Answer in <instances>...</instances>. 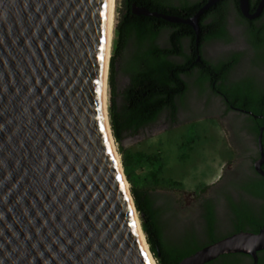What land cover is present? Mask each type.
<instances>
[{
	"label": "water",
	"instance_id": "water-1",
	"mask_svg": "<svg viewBox=\"0 0 264 264\" xmlns=\"http://www.w3.org/2000/svg\"><path fill=\"white\" fill-rule=\"evenodd\" d=\"M216 1L186 18L135 3L132 11L188 24L196 40L200 14ZM238 3L249 18L264 7ZM107 10V0H0V264H151L102 107ZM261 131L254 168L264 177ZM262 249L264 220L178 264L224 252L256 264Z\"/></svg>",
	"mask_w": 264,
	"mask_h": 264
},
{
	"label": "trees",
	"instance_id": "trees-1",
	"mask_svg": "<svg viewBox=\"0 0 264 264\" xmlns=\"http://www.w3.org/2000/svg\"><path fill=\"white\" fill-rule=\"evenodd\" d=\"M206 1L120 0L117 15L115 9L114 37L108 62L107 116L111 134L121 154L125 176L131 184V196L140 218L141 229L157 264H178L184 257L200 248L202 243L197 244L195 240L185 241L186 243L172 242L162 235L165 222L162 215L167 207L162 203L166 197L161 202L158 196L155 197L145 187L148 177L157 181L156 176L162 168L159 153L139 150L129 152L122 144V139L137 134L163 110L173 118L178 102H183L188 89L182 75L190 74L192 68L199 63L195 61V55L200 40L225 36L224 9L227 2L217 0L203 10L198 19L199 31L196 40L194 31L188 24L169 22L160 16L135 13L132 11V4L186 18L194 15ZM253 1L256 4L258 0ZM234 2L236 4L238 0ZM235 7L239 8L237 4ZM251 39L254 46L264 42L261 31L252 33ZM184 42L187 47L183 49ZM173 56H181L182 62L171 59ZM205 64H209L217 74L202 70L198 72L197 83L205 80L215 82L223 78L229 62H225L224 67L222 60L215 64ZM119 75L120 84L117 82ZM200 86L203 88V85ZM210 86L219 87L230 102L251 110L253 115H259L251 120L255 125L249 129L256 136L258 128L262 127L260 140L264 153V94L254 93L240 82ZM262 169L264 170V162ZM173 183L178 185V182ZM245 188L255 196L264 197V177L260 175ZM159 200L161 204L155 207L154 203ZM206 217L207 235L212 240L214 237H211L210 213ZM263 220L264 216L258 221V227L246 231L256 232ZM242 227L239 222L237 231H245ZM221 258L223 261L218 264H234L239 256L236 253H225Z\"/></svg>",
	"mask_w": 264,
	"mask_h": 264
},
{
	"label": "flooded vegetation",
	"instance_id": "flooded-vegetation-1",
	"mask_svg": "<svg viewBox=\"0 0 264 264\" xmlns=\"http://www.w3.org/2000/svg\"><path fill=\"white\" fill-rule=\"evenodd\" d=\"M224 1L227 2L224 9L225 36L200 40L195 55V61L199 63L192 68L190 74L182 75L188 84L183 102H178L173 118L163 110L150 124L160 120L175 124L176 116L190 112L185 108L187 104L189 107L187 97L190 92L192 96L202 95L198 102L203 107L213 108L212 110L216 111L218 117L225 122L228 136L238 150L240 158L231 166L229 172L221 174L207 186L204 193L192 194L189 197L193 200L191 211L182 220L177 221L174 218L175 202L170 197L164 198L165 201L162 204L167 207L163 212L166 216L162 235L172 242L186 243L195 240L197 244L202 243L201 246H203L237 231L236 226L239 222L242 223L245 231L256 228L258 221L264 216V197L255 196L245 188L260 176L254 168V163L258 159L256 136L249 129L255 125L251 120L259 115H253L251 110L230 102L219 87L210 86L240 82L252 92L264 94V42L254 46L251 39L252 33L261 31L264 41V7L257 17L249 18L242 14L240 8L235 7L236 4L239 7L238 2L235 4L234 0ZM258 2L259 0L254 4L253 0H249L250 13L254 12ZM186 47L184 42L183 49ZM186 52L189 53V51ZM171 59L182 62L181 56H173ZM219 60L224 61L223 67L225 62H229L224 77L215 82L205 80L203 83H197L198 72L202 70L217 74L205 62L215 64ZM200 85H203V88ZM209 187L211 192L206 193ZM207 213L211 216V237H214L212 240L207 235ZM225 253H236L239 256L238 261L233 262L234 264L253 263V258L248 254L224 252L202 264H218L223 261L221 256ZM256 254V264H264V249Z\"/></svg>",
	"mask_w": 264,
	"mask_h": 264
},
{
	"label": "rangeland",
	"instance_id": "rangeland-1",
	"mask_svg": "<svg viewBox=\"0 0 264 264\" xmlns=\"http://www.w3.org/2000/svg\"><path fill=\"white\" fill-rule=\"evenodd\" d=\"M119 1L113 0L114 15L115 9L117 15ZM120 81L119 75L117 82L120 84ZM107 95L109 98V83ZM201 97L202 95L192 96L190 92L187 97L189 107L188 104L185 107L190 112L176 116L175 124L160 120L146 125L137 134L122 139V144L129 152L139 150L159 153L162 168L156 176L157 181L148 177L145 187L155 197L158 196L161 202L164 197H170L175 202L174 218L177 221L191 211L193 200L189 197L204 193L207 186L221 174L229 172L231 166L240 158L228 136L225 122L213 108L201 106ZM113 143L118 159L122 162L114 138ZM122 171L124 173L123 167ZM125 179L130 189L131 184ZM173 182H178V185ZM205 192H211L210 187ZM160 200L154 203L155 207L161 204ZM136 214L140 222L138 212ZM165 216L163 213V221ZM154 260L157 264L155 258Z\"/></svg>",
	"mask_w": 264,
	"mask_h": 264
},
{
	"label": "bare ground",
	"instance_id": "bare-ground-1",
	"mask_svg": "<svg viewBox=\"0 0 264 264\" xmlns=\"http://www.w3.org/2000/svg\"><path fill=\"white\" fill-rule=\"evenodd\" d=\"M107 7H108V10H107V15L105 16V24H104V33H103V40H104V52H103V70H104V85H103V104H102V107L104 109V112H105V116L107 117V121H108V116H107V109H106V106L108 104L107 102V98H108V83H107V75H108V70H107V63H108V57L110 56V53H111V46H112V40H113V34H114V22H115V18L113 17V0H107ZM106 109V110H105ZM109 127V125H107ZM108 130L110 131V128H108ZM110 142H111V145L113 147V149L115 148L114 147V143H113V140L111 139L110 137ZM114 156L115 158L117 159V162H119V159H118V155H117V152L114 151ZM119 168L120 170L122 171V166L119 165ZM122 175V174H121ZM122 181H123V185L125 187V190H127L128 192V187H127V182H126V179L125 177L122 178ZM134 214V217H135V220H136V223L138 222V217L135 213V211L133 212ZM139 236H140V239L142 240V244L143 246L145 247L146 249V252H147V255H148V258L151 262V264H156L155 263V260L152 256V254L148 251V247H147V244L144 240V236H143V233L142 231L140 230L139 231Z\"/></svg>",
	"mask_w": 264,
	"mask_h": 264
}]
</instances>
